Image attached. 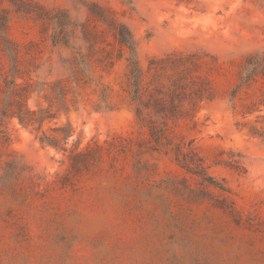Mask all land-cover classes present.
I'll return each instance as SVG.
<instances>
[{
  "label": "rangeland",
  "instance_id": "374dc122",
  "mask_svg": "<svg viewBox=\"0 0 264 264\" xmlns=\"http://www.w3.org/2000/svg\"><path fill=\"white\" fill-rule=\"evenodd\" d=\"M33 1L68 22L60 15L54 44L46 21L1 6L18 51L15 100L52 118L38 129L0 115V264H264V75L231 99L246 57L264 54V0ZM119 23L146 81L153 58L201 56L214 99L168 135L192 142L224 190L201 185L172 153L138 154L149 138L130 104ZM9 69L0 46V76ZM120 141L132 142L124 153Z\"/></svg>",
  "mask_w": 264,
  "mask_h": 264
},
{
  "label": "trees",
  "instance_id": "16d2710c",
  "mask_svg": "<svg viewBox=\"0 0 264 264\" xmlns=\"http://www.w3.org/2000/svg\"><path fill=\"white\" fill-rule=\"evenodd\" d=\"M6 2L13 12L22 15H32L35 19L46 21L52 27V40L58 44L59 35H65L66 23L61 20L64 14L65 22L67 15L61 11L49 12L33 0H0V46L2 52L10 62L9 75L0 76V115L2 117H15L23 126L37 125L41 128L45 120L52 118L47 109L39 108L32 110L23 100H15L17 96L15 79L18 74L17 47L7 35L10 21L9 11L2 8ZM89 11L101 21L108 22L103 9L94 4ZM116 34L119 44L128 51V76L129 97L133 106L135 119L141 129H146L147 142L136 144L138 154L143 148L152 152L164 150L165 154L172 153L177 164L194 175L201 177V185L219 187L211 177L205 175L203 160L198 157L192 142L186 144L183 140L174 142L169 138L172 128L170 124L184 118H193L198 110L199 103L214 99V91L210 81L199 72L201 69V56L198 54L171 53L161 58H153L149 61L148 72H152L149 81H146L144 72L139 64L136 43L128 27L122 23L116 26ZM57 40V41H56ZM67 45L66 41L61 42ZM210 70L211 68L208 67ZM264 75V54H249L242 66L239 75V83L231 92V99L245 86H249L257 76ZM64 90L58 87L55 99L57 103H64ZM104 98V97H102ZM104 100V99H103ZM5 138V135H3ZM41 142L56 147V141L44 136ZM131 141H120L112 145L124 153L131 145ZM83 155V154H79ZM1 180V178H0ZM222 189V187H219ZM226 202V200H224ZM233 210V209H232Z\"/></svg>",
  "mask_w": 264,
  "mask_h": 264
}]
</instances>
